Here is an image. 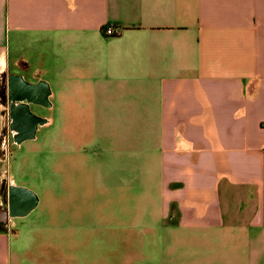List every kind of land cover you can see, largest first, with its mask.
<instances>
[{"label":"crops","instance_id":"1","mask_svg":"<svg viewBox=\"0 0 264 264\" xmlns=\"http://www.w3.org/2000/svg\"><path fill=\"white\" fill-rule=\"evenodd\" d=\"M12 74L48 83L35 186L10 164ZM60 241L66 261L28 253ZM89 262L264 264V0H0V264Z\"/></svg>","mask_w":264,"mask_h":264},{"label":"rangeland","instance_id":"2","mask_svg":"<svg viewBox=\"0 0 264 264\" xmlns=\"http://www.w3.org/2000/svg\"><path fill=\"white\" fill-rule=\"evenodd\" d=\"M38 114L40 112H43V109H39ZM47 112L45 111V114ZM48 114V113H47ZM52 130L49 129H43L40 132H37L36 137L39 139L37 140H29L25 142L21 146L12 145L11 146V153H10V164L12 165V172L16 175L18 178L19 183H26L29 186H35L34 182V175L38 174H47L50 173L55 167V162H52V153H51V145H50V133ZM67 154H68V148L66 145H62L60 149V157L58 156V161L56 162L65 165L66 169H69V162L67 161ZM38 184V179L36 180ZM39 192H41V195L44 194V190L42 188L38 189ZM44 201L51 202V199H44ZM38 213V212H37ZM36 215V214H35ZM52 218V212L50 210H43V212L40 215V224L43 223L46 226H50V221ZM23 229V228H22ZM42 234L46 238H52V236H65L66 234H58L52 233L50 231L42 232ZM33 237L38 238V234H32ZM29 235L25 234V237L27 239ZM25 238L23 240H26ZM49 245L51 242L48 243ZM46 248H42L40 244H32L31 250L28 253H32L34 256H38L39 258L43 259V256H50V257H59L61 260L66 261L69 257V254H72L73 251H69L67 249V242L60 241L59 243L54 244V246H50L49 248L45 246ZM42 254H44L42 256ZM86 255L92 256L93 258H88V260H96L97 258H94V254L99 256L107 255L109 260H114L110 258L112 255L109 250H98L93 249L91 251H87L85 253ZM79 254L77 253L76 256ZM114 257H116V253H114ZM119 260V259H118ZM90 264V262L88 263Z\"/></svg>","mask_w":264,"mask_h":264},{"label":"flooded vegetation","instance_id":"3","mask_svg":"<svg viewBox=\"0 0 264 264\" xmlns=\"http://www.w3.org/2000/svg\"><path fill=\"white\" fill-rule=\"evenodd\" d=\"M10 95L6 103L9 109L10 129L12 142L23 144L27 140L36 138L37 130L51 122V119L33 112L31 104L38 103L45 111L51 110L49 90L42 81L36 85L28 83L22 75H11ZM13 206L11 213L18 214L25 203H30V198L22 194H12Z\"/></svg>","mask_w":264,"mask_h":264},{"label":"built area","instance_id":"4","mask_svg":"<svg viewBox=\"0 0 264 264\" xmlns=\"http://www.w3.org/2000/svg\"><path fill=\"white\" fill-rule=\"evenodd\" d=\"M106 34L108 36H117L119 35V30L115 29V28H112V27H109L107 30H106Z\"/></svg>","mask_w":264,"mask_h":264},{"label":"trees","instance_id":"5","mask_svg":"<svg viewBox=\"0 0 264 264\" xmlns=\"http://www.w3.org/2000/svg\"><path fill=\"white\" fill-rule=\"evenodd\" d=\"M43 83H46V84H47V86H48V83H47V82H44V81H43Z\"/></svg>","mask_w":264,"mask_h":264}]
</instances>
